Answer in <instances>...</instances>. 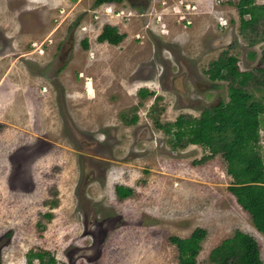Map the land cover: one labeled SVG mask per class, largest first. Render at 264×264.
<instances>
[{
    "label": "rangeland",
    "instance_id": "obj_1",
    "mask_svg": "<svg viewBox=\"0 0 264 264\" xmlns=\"http://www.w3.org/2000/svg\"><path fill=\"white\" fill-rule=\"evenodd\" d=\"M159 1L0 0V264L43 252L56 264H178L172 240L196 228L206 231L197 264H216L210 251L236 230L264 263V235L229 191L220 155L174 147L156 126L227 101L229 79L211 81L207 57L211 69L227 52L260 77L264 27L241 35L237 0L194 25L179 24L173 6L163 16ZM187 1L203 12L211 0ZM105 25L117 45L97 40ZM246 90L264 104V85ZM255 181L264 185V169ZM119 186L131 195L120 199Z\"/></svg>",
    "mask_w": 264,
    "mask_h": 264
},
{
    "label": "trees",
    "instance_id": "obj_2",
    "mask_svg": "<svg viewBox=\"0 0 264 264\" xmlns=\"http://www.w3.org/2000/svg\"><path fill=\"white\" fill-rule=\"evenodd\" d=\"M96 1L99 4L119 0ZM236 9L241 35L256 24L261 23L264 27L263 5L257 7L254 0H237ZM120 39L117 30L110 25L103 26L97 37L99 42L111 45H117ZM82 45L87 48L86 41ZM226 55L227 52L222 53L214 63L216 69L211 68L207 73L211 80L229 79L227 102L220 101L212 108H205L199 117L182 114L166 127L156 126L173 135L174 147L200 145L210 153L206 158L220 155L226 174L232 179L229 191L237 204L249 214L255 229L264 235V185L255 181L264 169L259 136L260 118L264 119V104L255 100L246 90L251 82L264 85V68L257 69L260 77L251 71L240 73L236 57ZM220 64L222 66H218ZM115 192L120 199H124L131 195L132 190L119 186ZM205 236L204 229L196 228L188 238L172 240L178 250V264H197L196 258ZM45 256H48L46 260ZM27 258V264H33V258L38 260L37 264H56L47 252L30 253ZM209 260L216 264H264L257 241L240 230L213 248Z\"/></svg>",
    "mask_w": 264,
    "mask_h": 264
},
{
    "label": "built area",
    "instance_id": "obj_3",
    "mask_svg": "<svg viewBox=\"0 0 264 264\" xmlns=\"http://www.w3.org/2000/svg\"><path fill=\"white\" fill-rule=\"evenodd\" d=\"M159 2L160 6H163L165 8V13H167L168 9L172 8L173 6L174 12L170 11V13L176 15L177 22L185 25H194L196 23V18H199L203 14L212 15L215 9L221 8L224 0H211L208 7L209 9L203 12L199 10L197 6H190L189 3H186L188 2L187 0H172V2H170L169 0H160ZM161 12H163V10ZM211 19L215 22L220 30L226 28L227 22L222 14L213 15ZM163 29L161 30V32H167L166 28L164 29L165 31H163Z\"/></svg>",
    "mask_w": 264,
    "mask_h": 264
},
{
    "label": "flooded vegetation",
    "instance_id": "obj_4",
    "mask_svg": "<svg viewBox=\"0 0 264 264\" xmlns=\"http://www.w3.org/2000/svg\"><path fill=\"white\" fill-rule=\"evenodd\" d=\"M209 4H210V2H208V7H209ZM158 7H160V4L158 5ZM158 9H161L160 11H162L163 10V13H162V15H166L167 13H165V8L163 7V6H161L160 8H158ZM162 24H165V21L164 22H162ZM169 24V23H168ZM180 24V23H179ZM165 26H166V24H165ZM227 29V25H226V28H225V30ZM166 31L168 32L169 31V27H166ZM3 39V38H2ZM2 39H0L1 40V43H2V45L4 44V46L5 47H7V42H6V40H5V38L3 39V42H2ZM7 55H8V53H7ZM221 55V54H220ZM219 55V56H220ZM4 56H6V54L4 55ZM3 55H2V58L4 57ZM219 56L217 57V60H218V58H219ZM264 56V55H263ZM263 56H262V58H263ZM1 57V56H0ZM262 58H261V61H262ZM207 59H208V61L206 62V72L209 70V68L211 67V66H213V64H211L212 63V61L211 60H209V59H212V57H207ZM237 63H238V61H237ZM237 63H236V65H237ZM238 67V66H237ZM240 73H243L242 72V70H238ZM175 74L178 72V70H174L173 71ZM207 75H208V73H207ZM209 76V75H208ZM210 79V78H209ZM211 80V79H210ZM211 81H217V80H211ZM221 81H224V80H221ZM227 100H228V98H227ZM220 101H223V100H220ZM227 102V101H226ZM218 105V104H217ZM216 106V105H215ZM212 107H214V106H208V107H205V108H212ZM205 108H203L202 110H201V112L205 109ZM201 112H200V114H201ZM81 136V138H82V135H80ZM96 144V143H95ZM108 151H107V154L109 155V157L110 156H112V152L111 151H109L110 149H107ZM101 153H103L102 151H100ZM81 155H82V152H81ZM81 160H82V157H81ZM13 163V162H12ZM99 174H100V176L104 179L106 176H107V174H108V170H107V168L106 167H100L99 166ZM91 177H92V175H90ZM91 177H88L87 179H85V182L86 181H90L91 180ZM94 179V178H93ZM92 179V180H93ZM79 196L81 197V199H82V182H81V187H80V189H79Z\"/></svg>",
    "mask_w": 264,
    "mask_h": 264
},
{
    "label": "bare ground",
    "instance_id": "obj_5",
    "mask_svg": "<svg viewBox=\"0 0 264 264\" xmlns=\"http://www.w3.org/2000/svg\"><path fill=\"white\" fill-rule=\"evenodd\" d=\"M90 88V87H89ZM91 93V90L89 89V94Z\"/></svg>",
    "mask_w": 264,
    "mask_h": 264
}]
</instances>
